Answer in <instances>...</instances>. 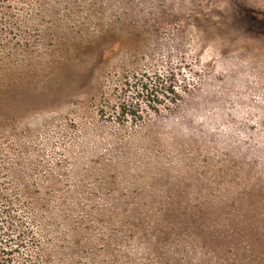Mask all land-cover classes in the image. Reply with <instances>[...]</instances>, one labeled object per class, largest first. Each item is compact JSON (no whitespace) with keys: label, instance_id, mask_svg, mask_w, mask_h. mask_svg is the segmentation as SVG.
<instances>
[{"label":"rangeland","instance_id":"374dc122","mask_svg":"<svg viewBox=\"0 0 264 264\" xmlns=\"http://www.w3.org/2000/svg\"><path fill=\"white\" fill-rule=\"evenodd\" d=\"M2 197L0 264H264V0H0Z\"/></svg>","mask_w":264,"mask_h":264},{"label":"trees","instance_id":"16d2710c","mask_svg":"<svg viewBox=\"0 0 264 264\" xmlns=\"http://www.w3.org/2000/svg\"><path fill=\"white\" fill-rule=\"evenodd\" d=\"M13 199V198H12ZM0 205L5 206L1 213H6L3 224L0 225V258H4L7 262H10L12 256L20 251L18 249L24 248L26 244H35V236L33 230H29L25 223L26 215H19L11 205L15 206L19 204V198H14L12 201L7 197L0 199ZM11 204V205H10ZM1 224V223H0Z\"/></svg>","mask_w":264,"mask_h":264}]
</instances>
